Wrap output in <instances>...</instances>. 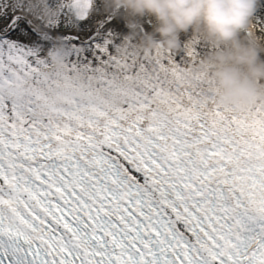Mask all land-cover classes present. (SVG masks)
<instances>
[{
  "label": "snow or ice",
  "instance_id": "obj_1",
  "mask_svg": "<svg viewBox=\"0 0 264 264\" xmlns=\"http://www.w3.org/2000/svg\"><path fill=\"white\" fill-rule=\"evenodd\" d=\"M127 32L102 0H0V264H264V100L220 104L198 39Z\"/></svg>",
  "mask_w": 264,
  "mask_h": 264
},
{
  "label": "clouds",
  "instance_id": "obj_2",
  "mask_svg": "<svg viewBox=\"0 0 264 264\" xmlns=\"http://www.w3.org/2000/svg\"><path fill=\"white\" fill-rule=\"evenodd\" d=\"M104 12L124 19L142 53L181 52V34L210 46L197 68L220 89L218 102L242 107L264 100V37L250 32L264 0H102ZM148 18L153 19L145 27ZM63 58L56 60L62 67Z\"/></svg>",
  "mask_w": 264,
  "mask_h": 264
},
{
  "label": "bare ground",
  "instance_id": "obj_3",
  "mask_svg": "<svg viewBox=\"0 0 264 264\" xmlns=\"http://www.w3.org/2000/svg\"><path fill=\"white\" fill-rule=\"evenodd\" d=\"M97 2H99V0H97ZM259 18V19H262L264 20V4H262V6L260 7V9L258 10V12L256 13V17H255V20ZM153 23V19L152 18H148L146 23H145V27L148 28L150 30V25ZM258 35H261L258 33ZM196 38L191 34V33H188V34H181V40H182V47L184 45H186L187 43L195 40ZM198 44H197V48H198V52H199V55L202 56L204 54H206V50L208 48H210V46L204 42L203 40H198ZM183 55V53H181V56Z\"/></svg>",
  "mask_w": 264,
  "mask_h": 264
},
{
  "label": "rangeland",
  "instance_id": "obj_4",
  "mask_svg": "<svg viewBox=\"0 0 264 264\" xmlns=\"http://www.w3.org/2000/svg\"><path fill=\"white\" fill-rule=\"evenodd\" d=\"M210 50H211V49H210V48H208V49L206 50V52L208 53Z\"/></svg>",
  "mask_w": 264,
  "mask_h": 264
}]
</instances>
